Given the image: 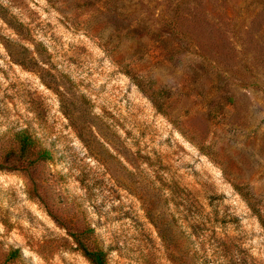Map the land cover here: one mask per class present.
Returning <instances> with one entry per match:
<instances>
[{
	"label": "rangeland",
	"instance_id": "1",
	"mask_svg": "<svg viewBox=\"0 0 264 264\" xmlns=\"http://www.w3.org/2000/svg\"><path fill=\"white\" fill-rule=\"evenodd\" d=\"M77 238L264 264V0H0V264H91Z\"/></svg>",
	"mask_w": 264,
	"mask_h": 264
},
{
	"label": "trees",
	"instance_id": "2",
	"mask_svg": "<svg viewBox=\"0 0 264 264\" xmlns=\"http://www.w3.org/2000/svg\"><path fill=\"white\" fill-rule=\"evenodd\" d=\"M17 144L19 145L20 157L29 159V155L33 154V158L30 163L45 162L52 159L50 152L46 149L40 148L37 145V141L34 140L28 131H22L15 134ZM85 235H88L85 233ZM84 236V235H83ZM82 236V237H83ZM78 248L82 251L84 256L90 261L91 264H107V253L100 245L89 246L82 239H76ZM17 252H11L7 258V263H10L17 259Z\"/></svg>",
	"mask_w": 264,
	"mask_h": 264
}]
</instances>
